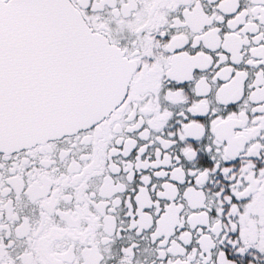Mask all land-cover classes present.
Instances as JSON below:
<instances>
[{
    "label": "snow or ice",
    "instance_id": "1",
    "mask_svg": "<svg viewBox=\"0 0 264 264\" xmlns=\"http://www.w3.org/2000/svg\"><path fill=\"white\" fill-rule=\"evenodd\" d=\"M0 264H264V0H0Z\"/></svg>",
    "mask_w": 264,
    "mask_h": 264
}]
</instances>
